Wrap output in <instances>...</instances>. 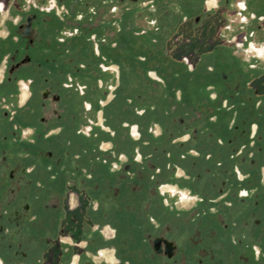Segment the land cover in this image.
Instances as JSON below:
<instances>
[{"label":"flooded vegetation","instance_id":"af4514ba","mask_svg":"<svg viewBox=\"0 0 264 264\" xmlns=\"http://www.w3.org/2000/svg\"><path fill=\"white\" fill-rule=\"evenodd\" d=\"M207 1H17L20 13L10 10L17 34L9 29L0 41V264H106L105 249L114 250L115 264H264V190L259 205L230 203L221 219L210 209L157 217L159 192H171L129 160L120 167L119 153L103 151L96 105L88 102L99 90L109 97L105 75L121 47L142 39L132 32L138 23L157 28L149 56L167 57L172 51L163 45L188 41L187 26L211 27ZM223 1L218 9L228 14L234 6L240 11L239 3L248 8V0ZM0 6L5 11V2ZM238 32L210 51L215 64L235 63L239 47L264 57V47H251L253 33ZM14 42L22 49H13ZM258 66L257 60L244 65L252 78ZM234 174L244 181L238 169Z\"/></svg>","mask_w":264,"mask_h":264},{"label":"crops","instance_id":"0c3cea01","mask_svg":"<svg viewBox=\"0 0 264 264\" xmlns=\"http://www.w3.org/2000/svg\"><path fill=\"white\" fill-rule=\"evenodd\" d=\"M210 1H214L211 6ZM234 1L231 0L235 5L238 0ZM218 2L208 0L204 10V14H212L205 21L211 27H198L196 31L195 27H186L188 41L180 40L174 48L163 45L164 50L172 51L167 57H157L160 52L156 57L149 56L147 47L155 48L153 38L159 39L154 27H134L132 32L142 39L121 47L119 58L105 75L114 92L105 100L101 90L94 95L89 93L88 102H95L97 120L102 126L103 151L119 153L123 158L120 167L129 160L135 171L155 176V184L171 192L158 194L163 209L154 215L160 218L168 213L188 217L197 210L210 209L212 215L221 219L220 214L227 212L230 203L251 207L262 199L264 57L249 48L237 53L232 65L214 63L210 51L220 47L223 38L237 37L241 30L239 24L222 27L220 15L224 11L218 9ZM10 10L0 13V41L10 36L7 21L16 26L18 18L12 19ZM236 11L235 7L232 16L226 14L230 16L227 19L237 21L233 16ZM245 28L253 31L251 47L263 48L264 30ZM144 30L147 33L142 35ZM132 45L136 58L128 57ZM144 58L147 60L142 61ZM253 60L259 63V73L254 78L244 67ZM149 72L160 81L151 78ZM221 74L226 75L225 80L220 79ZM130 127L137 130L139 137H132ZM239 151H244V155L232 159ZM234 168L246 175L243 182L235 178ZM231 183L235 185L232 187ZM241 190H247L249 196L241 198ZM103 252L106 264L116 263L113 249ZM94 261L99 263L100 259Z\"/></svg>","mask_w":264,"mask_h":264},{"label":"rangeland","instance_id":"374dc122","mask_svg":"<svg viewBox=\"0 0 264 264\" xmlns=\"http://www.w3.org/2000/svg\"><path fill=\"white\" fill-rule=\"evenodd\" d=\"M17 1L18 0H0V5H1V3L2 2H5V4H6V8H5V11L6 10H8L9 8L10 9H12L11 10V15L12 16H14V15H16V14H18V13H20L19 12V10L16 8L17 7ZM223 1V0H222ZM235 1H237V0H235ZM234 1V2H235ZM238 1H240V0H238ZM21 2H23V1H21ZM214 2V1H213ZM223 3H224V1H223ZM260 2H259V0H248V2H247V4H248V8H246V11H243L241 14H237L239 11L237 10L236 12V14H234L233 16H235L236 15V18L238 19L237 21L235 20V19H230V20H227L226 18V14H228L227 12L228 11H224V13L222 14L221 13V15H220V17L222 18V21L220 22L221 24H222V26H224V25H227L228 23L229 24H231L232 25V27H236V25L237 24H239L238 26L239 27H243V29L245 28V27H260V24L261 25H264V19L263 18H261L260 17V6H261V3L259 4ZM240 4V3H239ZM1 7V6H0ZM236 7V6H235ZM256 7V10H254V8ZM235 9V8H234ZM0 10H1V8H0ZM5 11H2V12H5ZM235 12V11H234ZM0 13H1V11H0ZM139 14L141 15V12H139ZM142 14H145L144 12L142 13ZM230 14V16H232L231 15V12L229 13ZM146 15V14H145ZM188 18H189V20H190V18H192L193 19V15H186ZM218 16V15H217ZM229 16V17H230ZM228 17V18H229ZM192 24H193V22H191ZM7 28L8 29H10V30H12V34L14 35V34H17V29L15 28L16 26H13V24H12V22L11 21H7ZM138 25H139V27L141 26V27H144V25H145V23L142 21V22H140V23H138ZM136 27V26H135ZM138 27V26H137ZM187 27H189V26H187ZM231 27V26H230ZM248 29H246V32L248 33V31H247ZM261 30L263 31L264 30V26L263 27H261ZM154 31H155V33H158V31H157V28L156 27H154ZM244 31V30H243ZM165 32V34H166V31H164ZM245 32V33H246ZM250 32V34L251 33H253V31H249ZM144 33V32H143ZM249 34V35H250ZM249 35H248V39H250L249 38ZM171 37H173V38H168L169 39V41H174V39H175V37H176V35L174 34V35H172ZM235 38V37H234ZM234 38H232V40L234 41ZM239 39V38H238ZM153 40H154V38H153ZM15 44L13 45V49L14 48H20V49H22V42H19V43H17V42H14ZM182 43V42H181ZM167 44H171L170 42L169 43H167ZM184 44V43H183ZM239 47V46H238ZM239 52H245V48L244 49H241L240 47H239V49H237ZM144 54V53H143ZM138 58H140V57H138L137 56V59ZM149 61H150V59H149ZM152 62H155V61H152ZM2 63L3 62H1L0 63V65H2ZM3 66V65H2ZM210 78H211V76H209ZM225 78H226V75L225 74H221L220 75V79L221 80H225ZM242 178V177H241ZM105 232H106V230H105ZM104 253V252H103ZM107 253L108 252H106L105 254H104V256L106 257V259H107Z\"/></svg>","mask_w":264,"mask_h":264},{"label":"built area","instance_id":"2783aa9c","mask_svg":"<svg viewBox=\"0 0 264 264\" xmlns=\"http://www.w3.org/2000/svg\"><path fill=\"white\" fill-rule=\"evenodd\" d=\"M238 6H239V9H240V11H239L240 13H242L243 11H246V7L242 3H240ZM245 39H247V38H245ZM239 46H241V45H239ZM184 60L186 61V63H188V59L187 58H185ZM191 67H192V65L189 64V68H191ZM110 68H112V67H110ZM110 68L104 67L105 70L110 69ZM153 75L154 74L152 72H149V76L151 78H153L154 80L160 81L156 76H153ZM99 85L102 86V82H99ZM109 92H110V95L114 92V87L113 86L109 87ZM255 131H254V135H255ZM130 134L132 135V137H139V134H138L137 130L134 129V127H130Z\"/></svg>","mask_w":264,"mask_h":264}]
</instances>
